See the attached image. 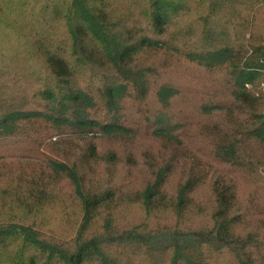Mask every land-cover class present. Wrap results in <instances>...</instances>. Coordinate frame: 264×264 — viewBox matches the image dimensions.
<instances>
[{"label":"trees","instance_id":"trees-1","mask_svg":"<svg viewBox=\"0 0 264 264\" xmlns=\"http://www.w3.org/2000/svg\"><path fill=\"white\" fill-rule=\"evenodd\" d=\"M0 264H264V0H0Z\"/></svg>","mask_w":264,"mask_h":264},{"label":"rangeland","instance_id":"rangeland-1","mask_svg":"<svg viewBox=\"0 0 264 264\" xmlns=\"http://www.w3.org/2000/svg\"><path fill=\"white\" fill-rule=\"evenodd\" d=\"M138 213H139V210L138 209H133L131 215H137Z\"/></svg>","mask_w":264,"mask_h":264}]
</instances>
